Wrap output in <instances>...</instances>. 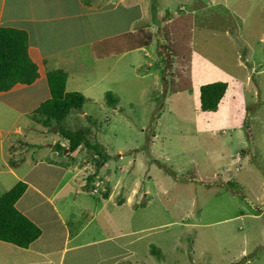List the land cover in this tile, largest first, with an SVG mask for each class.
I'll return each mask as SVG.
<instances>
[{
	"label": "rangeland",
	"instance_id": "obj_1",
	"mask_svg": "<svg viewBox=\"0 0 264 264\" xmlns=\"http://www.w3.org/2000/svg\"><path fill=\"white\" fill-rule=\"evenodd\" d=\"M123 2L141 6L140 22L125 32L133 36L105 39L95 55L81 38V60L73 53L67 63L75 74L60 69L66 91L86 98L62 123L87 130L86 144L69 152L59 123L30 117L33 83L0 93V193L36 176V160L66 155L76 169L65 186H107L101 195L115 186L123 199L136 187L131 202L108 210L157 226L141 239L152 258L140 262L264 264V0ZM188 72L191 89L173 93ZM217 81L227 84L223 98L201 110L199 88Z\"/></svg>",
	"mask_w": 264,
	"mask_h": 264
},
{
	"label": "crops",
	"instance_id": "obj_2",
	"mask_svg": "<svg viewBox=\"0 0 264 264\" xmlns=\"http://www.w3.org/2000/svg\"><path fill=\"white\" fill-rule=\"evenodd\" d=\"M140 7L126 6L123 0H1L0 26L27 33L29 55L41 69L32 84L35 89L28 88L38 95L29 111L49 97L44 73L52 69L68 72L73 53L80 59L81 38L95 55L101 41L131 31V26L140 22ZM133 9V16L124 17ZM40 90L45 92L44 99H38ZM15 100L28 107V101L18 94ZM19 109L28 111L21 106ZM63 157L57 162L36 160L31 166L36 176L20 179L26 187L15 206L40 228L41 234L25 249L0 242V264H145L138 256L152 258L150 240H145L142 245L147 246L143 248L141 239L157 226L143 228L140 221L136 224L135 216L126 217L125 222L108 210L110 205L131 202L136 187L123 199L115 186L107 195L100 193L107 186H65L67 174H73L76 167L63 162ZM41 171L48 177L39 178Z\"/></svg>",
	"mask_w": 264,
	"mask_h": 264
},
{
	"label": "trees",
	"instance_id": "obj_3",
	"mask_svg": "<svg viewBox=\"0 0 264 264\" xmlns=\"http://www.w3.org/2000/svg\"><path fill=\"white\" fill-rule=\"evenodd\" d=\"M122 36L131 38L133 35L125 33ZM185 36H189V33L182 32L180 35L181 39H184ZM143 43L140 45L141 47L147 46L149 37ZM163 47L170 56L171 49L166 43ZM39 76L38 64L29 55L27 33L22 29L0 26V93H6L15 86L31 85ZM184 79V83L181 84L182 87L171 86L170 90L173 93L190 90L191 77L189 72L184 76ZM46 81L49 97L31 112L30 117L40 120L44 126H49L52 122L59 123V125L56 124L57 131L63 135L68 143V151L75 152L82 144H86L87 130L73 131L62 121L72 110L81 109L86 98L80 92L66 91L67 74L60 69L48 71ZM226 88L227 84L220 81L202 85L199 88L200 109L211 110L216 108L223 98ZM114 103L115 99L108 93L106 104L113 105ZM55 148L60 151L59 144H55ZM91 179L92 175L88 176L86 182H90ZM25 187L26 184L19 180L0 195V242L11 244L20 249L27 248L41 234L40 228L15 206ZM150 251L153 252V250Z\"/></svg>",
	"mask_w": 264,
	"mask_h": 264
}]
</instances>
